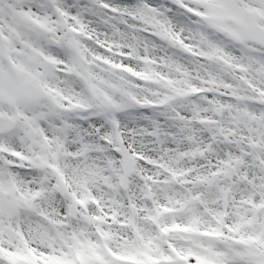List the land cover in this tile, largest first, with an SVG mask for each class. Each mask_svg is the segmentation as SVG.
Returning <instances> with one entry per match:
<instances>
[{
	"label": "snow or ice",
	"instance_id": "snow-or-ice-1",
	"mask_svg": "<svg viewBox=\"0 0 264 264\" xmlns=\"http://www.w3.org/2000/svg\"><path fill=\"white\" fill-rule=\"evenodd\" d=\"M0 264H264V0H0Z\"/></svg>",
	"mask_w": 264,
	"mask_h": 264
}]
</instances>
